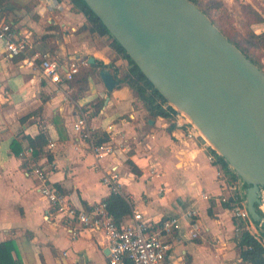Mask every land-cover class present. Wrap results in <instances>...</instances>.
<instances>
[{"label":"crops","instance_id":"1","mask_svg":"<svg viewBox=\"0 0 264 264\" xmlns=\"http://www.w3.org/2000/svg\"><path fill=\"white\" fill-rule=\"evenodd\" d=\"M30 1L11 0L3 9L21 10L25 19L22 24L14 22L15 30L18 38L28 40L29 48L26 55L11 58L0 41V245L10 243L9 251L0 252V261L3 257L5 264H109L105 233L78 222L73 227L62 223L49 210L38 181L28 175L27 138L43 133L49 144H55L45 148L53 161L43 158L35 163L50 167L51 184L59 185L79 212L90 213L113 193L102 178L104 171L116 167L120 195L155 228L165 218L195 213L200 236L190 239L185 224L165 264H250L242 260L235 217L222 202L228 196V180L218 165L210 163L202 142L188 140L172 117H152L129 87L109 92L102 79H96L91 65L97 61H115L122 68H128V62L110 57L98 34L80 31L86 18L74 9L73 0H34V12L44 15L40 23L22 12ZM44 19L50 26L45 27ZM35 35L50 37L44 42ZM43 51L62 62L94 58L81 71H92L86 88L81 91L68 83L57 87L42 78L38 67L25 64L28 56ZM102 100L104 108L96 115L95 105ZM81 111L88 112L98 133L113 125L114 140L125 143L127 151L98 165L73 129ZM128 161L140 175L132 172ZM132 214L123 224L133 223Z\"/></svg>","mask_w":264,"mask_h":264},{"label":"water","instance_id":"2","mask_svg":"<svg viewBox=\"0 0 264 264\" xmlns=\"http://www.w3.org/2000/svg\"><path fill=\"white\" fill-rule=\"evenodd\" d=\"M167 102L184 112L246 186L264 188V72L189 0H84ZM94 62V58L91 59ZM107 91L118 81L100 73Z\"/></svg>","mask_w":264,"mask_h":264},{"label":"built area","instance_id":"3","mask_svg":"<svg viewBox=\"0 0 264 264\" xmlns=\"http://www.w3.org/2000/svg\"><path fill=\"white\" fill-rule=\"evenodd\" d=\"M14 22L7 21L0 17V41L3 43L8 57L14 58L27 54L28 40L18 38ZM260 31V30H259ZM25 64L38 67L42 78L56 85L61 86L68 83L82 70L90 66L86 58H71L67 62H62L51 57L48 53L37 52L33 56H28L24 60ZM171 106L174 112L171 116L174 119L177 129L184 132L190 141H201L207 158L210 163L216 164L221 155L213 148L210 142L203 136L192 120L182 111L176 109L169 103L164 108ZM73 129L82 141L87 143L96 163L101 166V162L111 156L127 151L125 143L114 140V126L110 125L106 129L109 141L100 143V135L90 124L89 115L86 111H81L78 119L73 125ZM54 143L49 144L53 149ZM27 173L38 181V190L48 201L49 210H53L60 221L68 227H73L75 222L83 225L87 229L101 230L105 233L108 240L109 264H165L170 257V252L178 235L184 230L190 239H197L200 236L198 223L194 219L195 213L189 212L184 216H172L161 221L155 228L143 219V214L137 209L132 211V224L118 225L108 211L106 202H101L92 206L90 213L79 212L68 199L59 193L51 184L49 174L50 167L35 163L33 158L34 150L28 148L26 152ZM121 175L116 167L104 171L103 183L111 189L113 193H122ZM228 196L222 202L232 200L233 216L242 221L241 231L248 233L254 241L261 245L264 250V188L261 189L262 203L259 206L262 220L257 222L248 210L246 196V186L242 179L236 182L226 183ZM73 235H77L74 231Z\"/></svg>","mask_w":264,"mask_h":264},{"label":"trees","instance_id":"4","mask_svg":"<svg viewBox=\"0 0 264 264\" xmlns=\"http://www.w3.org/2000/svg\"><path fill=\"white\" fill-rule=\"evenodd\" d=\"M11 0H0V12L3 11L5 4ZM195 4L204 14H206L210 20L214 23L216 27L232 42L230 37L225 32L223 28L224 24L221 21H217L210 16L209 9L203 6L201 0H189ZM74 9L77 12L82 13L86 18L85 25L80 29L81 31L89 30L91 33L98 34L101 37H106L111 40V45L113 51L117 55H123L125 60L128 62V68L123 70L120 66H117L115 61L109 64L104 62L97 61L95 64L91 65L92 71L96 73H101L104 70H109L112 73V76L119 82L118 86L122 84L128 85V87L133 91L134 95L144 104H146L149 109L148 113L152 117H164L171 118V112H174L173 108L169 106L167 109L164 106L168 103L167 100L160 94V92L155 88V86L146 78L140 68L136 63L131 59L127 54L123 46L113 37L109 32L103 22L96 16V14L88 7L84 0H73ZM212 10L219 9L220 4L217 2H212ZM30 6L29 8H31ZM210 8V7H209ZM211 9V8H210ZM242 13H243V23L246 28V34L244 36V42L246 45L234 43L244 55L258 66L264 72V64L257 59V56L254 52L264 51V32L261 34L255 33L252 30L254 25L264 24V14L252 4L244 3L242 4ZM223 19V18H221ZM36 39L46 42L50 37L45 35L43 37H38L35 35ZM29 48V47H28ZM45 53V51H43ZM83 71V70H82ZM92 71L80 72L77 74L72 81L68 82L70 87H77L79 90L83 91L86 88L88 78L91 75ZM105 100H102L97 103L96 109L97 114L101 113L104 108ZM29 147L34 150L33 158L34 160H39L45 158L47 161H53V155H51L45 148L49 144V138L45 134H40L35 138H27ZM109 141V136L107 133H101L99 142L104 143ZM132 172L136 175H140L141 172L138 167L132 162L128 161ZM215 165L219 166L220 173L222 176H225L227 180L231 183L236 182L238 179H241L239 175L231 168L230 164L225 160L224 157H219ZM23 167H26V164H23ZM54 188L57 189L59 193L65 195L59 185H54ZM103 202H106L108 205V211L113 217V220L118 224H122L123 220L129 217L132 214V209L130 204L120 195L112 193L109 197L104 199ZM225 206L230 209L233 208L232 200L230 202H225ZM259 213L261 211L259 210ZM239 231V246L241 248V256L243 262L250 264H264V250L260 244L253 240V238L246 232L241 231L242 221L234 218ZM10 243H4L0 245V252H5V250H10ZM0 264H5L2 257ZM16 264H19L16 263ZM129 264V263H128Z\"/></svg>","mask_w":264,"mask_h":264},{"label":"rangeland","instance_id":"5","mask_svg":"<svg viewBox=\"0 0 264 264\" xmlns=\"http://www.w3.org/2000/svg\"><path fill=\"white\" fill-rule=\"evenodd\" d=\"M201 1L203 3V6L207 9H209V13H210L211 17L217 21H221L222 24H224L223 28L225 29V32L228 35V37H230V39L234 43L239 44V45L240 44L246 45V43L243 40L244 36L246 34V28L244 27V23H243V19H242V17H243L242 4H244V3L252 4L255 8H257L258 10L263 12V14H264V0H201ZM213 1L220 4L219 9H213L212 10V5H214V4H212ZM30 6H32V7L29 8ZM36 6H37L36 2L34 0H32L25 5L22 12L25 13V15H28L31 18L30 19L31 21L36 22V23H40V20L44 18V15L41 16V15L37 14L36 12H34ZM0 15L2 18L6 19L7 21L16 22L18 24L19 23L22 24L23 23L22 21L25 19L24 17H22L23 14H21V10H18L17 8L15 10H13L11 8L5 9V10L0 12ZM221 18H223V19H221ZM43 24L45 25V27L50 26L49 19H46V20L44 19ZM28 26H29L28 23H26L24 25V27H26V28H28ZM252 30H254L255 33H257V34H261L264 32V24L254 25L252 27ZM87 31L89 33H91L89 30H87ZM81 32H84V31H81ZM99 44L103 48L109 47L108 52H109L110 57L117 58V59L120 57L121 58L124 57L123 55L115 54V52L113 51L112 45H111V40L109 38L101 37V40H99ZM254 54L257 56V59L260 60L264 64V51L254 52ZM122 69L123 70L127 69V66L123 67ZM95 75H96L97 80H99V79L101 80L99 73H95ZM117 87L128 88V85L122 84V85L117 86ZM130 91H131V89H130ZM53 92H56V89H54ZM98 102H100V101H98ZM97 103H96L95 109H94L95 114L97 112V109H96Z\"/></svg>","mask_w":264,"mask_h":264}]
</instances>
